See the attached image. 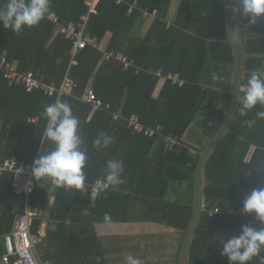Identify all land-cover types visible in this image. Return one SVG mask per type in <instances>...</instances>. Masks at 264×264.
Segmentation results:
<instances>
[{
  "label": "trees",
  "instance_id": "1",
  "mask_svg": "<svg viewBox=\"0 0 264 264\" xmlns=\"http://www.w3.org/2000/svg\"><path fill=\"white\" fill-rule=\"evenodd\" d=\"M83 1L50 0L49 12L57 13L64 24L77 22L87 12ZM133 1L136 7L128 13ZM174 1H99L97 12L88 18L86 31L99 41L110 32L106 50L125 53L133 61L128 68L114 59H104L100 50L90 46L81 49L78 64L69 67L71 42L61 35L52 39L53 24L47 19L38 27L25 28L19 37L0 22V55L5 53L9 60H16L21 72L32 70L59 85L68 71L74 81L70 94L60 99L72 106L80 120L89 157L84 169L86 182L105 179L109 160L123 161L125 168L122 178L127 182L101 192L94 200L87 186L85 194L54 190L53 214L48 217L53 227L39 247L43 259L54 260V264H105L94 224L105 222V213H111L112 222L127 220L133 195L148 202L142 212L144 220L165 224L184 236L192 215L200 155L230 109L236 59L227 20L230 0H177L175 9ZM6 4L0 0V8ZM144 9H156L158 14L143 37L132 36L135 26L143 21ZM234 19L243 58L242 86L253 71L264 72V17L255 25L238 13H234ZM168 22L172 24L167 26ZM158 69L162 77L153 74ZM214 72L222 82L212 80ZM168 73L179 74L184 84H173L165 78ZM89 84L98 98L110 103L111 110L125 117L136 114L146 126L161 125V135L134 133L125 121H113L105 111L90 114V106L80 100ZM241 96L239 92L228 130L203 165L201 202L205 208H200L186 264H229L221 255L222 240L241 234L242 226L254 219L242 215L241 209L252 190L264 188V119L257 118L264 107L257 105L241 117ZM55 101L56 95L26 91L0 77V158L14 157L19 165L33 163L40 154L53 149L43 140L47 120L41 113ZM254 118L255 126L244 123ZM195 126L200 127V138L206 139L196 152L183 141L180 147L164 148V136L182 140ZM101 132L114 137L115 143L98 151L93 142ZM251 144L256 148L251 161L245 163L243 157ZM11 179L9 173L0 177V235L9 233L15 219L24 213L23 200L13 193ZM49 189L45 181L38 185L28 196V207L37 212L43 209ZM215 206L221 212L209 216L208 210ZM230 209L237 214H228ZM42 219L39 214L33 216L32 233L38 232ZM3 253L0 244V259Z\"/></svg>",
  "mask_w": 264,
  "mask_h": 264
},
{
  "label": "clouds",
  "instance_id": "2",
  "mask_svg": "<svg viewBox=\"0 0 264 264\" xmlns=\"http://www.w3.org/2000/svg\"><path fill=\"white\" fill-rule=\"evenodd\" d=\"M235 7L231 10L248 20L250 25L257 24L264 17V0H235ZM51 9L50 0H8L0 8V22L7 30L16 36H22L25 28L38 27ZM214 82H222L218 73H212ZM242 93L239 115L247 116L257 105L264 107V72L253 71L247 82L238 86ZM41 116L47 120L43 140L53 145V149L46 154H40L32 166V174L37 181H45L53 190L87 192L88 179L84 169L88 163V153L85 140L80 133V120L74 115L72 106L62 99L46 106ZM234 119V115L232 117ZM258 119H264V111L257 113ZM257 119L246 120L250 128L255 126ZM115 143L114 137L101 132L93 142L98 151L108 148ZM84 146V147H82ZM124 163L118 160H109L106 164L105 180L99 185L96 196L107 192L110 188L117 189L127 182L124 177ZM87 214V212H86ZM241 214L253 216L251 224L241 228V234L233 235L231 239L222 240L221 255L227 257L229 264H264V188L251 191L243 200ZM105 222L112 220L111 213L104 214ZM259 223L260 227L253 226ZM126 264H144L141 259L133 255L125 257Z\"/></svg>",
  "mask_w": 264,
  "mask_h": 264
},
{
  "label": "built area",
  "instance_id": "3",
  "mask_svg": "<svg viewBox=\"0 0 264 264\" xmlns=\"http://www.w3.org/2000/svg\"><path fill=\"white\" fill-rule=\"evenodd\" d=\"M8 3V0H4ZM100 0H84L83 4L87 9L86 14L80 17L77 22H69L64 24L60 21L59 16L55 12H49L45 19L53 24V31L55 35H61L67 38L71 42L70 54V66H76L78 64L77 54L81 49L87 46L96 48L102 52L104 59H114L123 65L124 68L133 66V62L128 58L126 54L120 51H108L102 43L90 33L86 31V24L91 14L97 12V6ZM116 4H120L123 0H114ZM136 7V1H133L128 8V13H132L133 8ZM157 10L153 9L148 11L142 10L143 17L153 16L155 17ZM157 77H162L161 70H157L153 73ZM0 77L5 79L9 85H21L26 91L38 90L42 91L48 96L56 95V100L61 98L62 95L70 94L74 81L68 75V71L64 75L61 83L56 85L53 82H47L44 75H37L32 70L21 72L18 69V63L14 60H9L5 53L0 55ZM172 83H176L179 86L184 84V81L179 77L177 73H169L166 76ZM80 100L87 103L90 106V113L105 111L110 115L113 121L123 120L126 122L127 127L134 133L141 134L145 137H154L161 135V125L146 126L144 125L138 115L131 114L128 117L121 115L118 112L111 110V105L108 102H104L102 99L96 96V93L91 85H88L82 93ZM34 122L35 119H30ZM164 148L172 149L183 145L182 140L173 136L163 137ZM256 146L251 144L244 157L243 162L249 163L253 156ZM33 163L17 164L16 158H0V177L4 173H9L12 176L11 188L15 195L22 198L24 204V213L18 216L12 226V230L9 233L0 235V244H3L4 253L1 256V264H49V261L40 257L39 247L42 244L44 235L40 233H32V213L28 209V196L31 195L36 187L40 185L43 180L37 181L32 174ZM105 179L102 177L96 178L93 182L87 183L89 187L92 199L96 196V191L99 185ZM50 190L52 187L50 186ZM64 190V189H63ZM200 208L204 209L205 206L201 202ZM218 207H213L208 210V215L212 216L216 213H220ZM230 215H236V211L230 209L228 211Z\"/></svg>",
  "mask_w": 264,
  "mask_h": 264
},
{
  "label": "crops",
  "instance_id": "4",
  "mask_svg": "<svg viewBox=\"0 0 264 264\" xmlns=\"http://www.w3.org/2000/svg\"><path fill=\"white\" fill-rule=\"evenodd\" d=\"M173 5L175 9V6L177 5V0L174 1ZM153 19H154L153 16L143 17V21H141L135 26L131 35L143 37L146 34V32L149 30V27L151 26ZM171 24H172L171 22H168L167 26ZM55 36L57 35H55L53 32L52 39ZM110 37H111V33L107 32L104 38L100 41L102 45L107 47ZM182 141L186 145L190 146L189 149L191 150V152H196V150L199 149L197 145L193 146L192 144L186 143L183 140V138ZM198 141H199L198 143L202 144L206 142V139L200 138ZM53 192H54L53 189L52 190L49 189L45 205L43 209H41L40 211L38 212L33 211L28 207L29 212L32 213V216H36V214H39L41 217H43L42 223L40 224L37 233L43 234L44 237L47 230L53 227L52 224L48 223V217H50L53 214L52 213L53 205H54ZM147 208H148L147 201L143 200L140 196L133 195L131 197L130 212H129V217H127V220L118 221V222L111 221L110 223L97 222L94 224L95 236L97 237V239L101 244L100 248L103 254V258L105 260V264H126L125 257L127 255H133L136 258L141 259L144 262V264H164L165 261H167L166 263H170L172 262L171 260H173V257L174 259H176L177 256V259L175 260V264H176V262L178 261L179 251H177V255L176 253L173 254L174 253L173 247L175 243H177L176 238L178 233H180V231L154 220H150V219L144 220L142 217L143 216L142 212ZM167 251L168 253H166ZM39 254L40 257L43 259L40 251ZM46 260L49 261V264H54L53 262L54 260H50V259H46Z\"/></svg>",
  "mask_w": 264,
  "mask_h": 264
},
{
  "label": "water",
  "instance_id": "5",
  "mask_svg": "<svg viewBox=\"0 0 264 264\" xmlns=\"http://www.w3.org/2000/svg\"><path fill=\"white\" fill-rule=\"evenodd\" d=\"M232 7H235V0H230L228 5V14H227V20H228V28L229 32L232 38V41L234 43V49H235V72H234V80H233V86H232V99H231V105L228 112V115L226 117L225 122L219 129V131L216 133V135L210 140L208 145L205 147L203 152L200 155L196 172H195V186H194V200H193V206H192V215L191 219L189 221L188 227L184 233V236L181 241V245L178 252V261L177 264H186V255H187V249L189 242L192 238V234L195 228V225L198 220V216L200 213V203H201V185H202V169L204 162L207 158V156L210 154V152L213 150V148L218 144V142L221 140V138L224 136L225 132L228 130L229 125L232 121V117L234 115V111L236 108L237 100H238V86H240L241 83V77H242V71H243V58H242V51H241V45L238 38L236 26H235V19H234V13L231 10Z\"/></svg>",
  "mask_w": 264,
  "mask_h": 264
},
{
  "label": "rangeland",
  "instance_id": "6",
  "mask_svg": "<svg viewBox=\"0 0 264 264\" xmlns=\"http://www.w3.org/2000/svg\"><path fill=\"white\" fill-rule=\"evenodd\" d=\"M196 123L197 124H195V125H199L198 122H196ZM199 128H200L199 126H197V127L195 126V127L190 128L188 130V132L186 133V135L183 137V140L186 143H188V144H192V145H197L198 146L199 143H197L196 140H199L200 139V133H199L200 130H199ZM196 129H198V131ZM44 218H46V217H44ZM182 237H183L182 233L181 232L178 233L177 238H176V240H177L176 242L177 243H175V245L173 247V249H174V253L173 254L176 253V255H177V251H179V248H180V245H181ZM166 253H168V251ZM176 259H177V256H176ZM176 259H174V257H173V260H171L172 262L166 263L167 261H165L164 264H175V260Z\"/></svg>",
  "mask_w": 264,
  "mask_h": 264
}]
</instances>
